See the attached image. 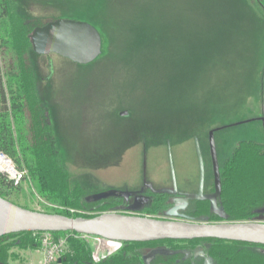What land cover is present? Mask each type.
<instances>
[{
	"label": "rangeland",
	"instance_id": "rangeland-1",
	"mask_svg": "<svg viewBox=\"0 0 264 264\" xmlns=\"http://www.w3.org/2000/svg\"><path fill=\"white\" fill-rule=\"evenodd\" d=\"M14 2L102 32L104 50L91 63L55 53L36 60L63 163L91 195L137 187L144 173L170 186L173 168L179 185L189 178L196 187L197 141L208 179L213 129L221 169L240 141L264 144V0ZM19 185L10 195L19 205L51 210L29 178ZM18 250L14 264H27Z\"/></svg>",
	"mask_w": 264,
	"mask_h": 264
},
{
	"label": "trees",
	"instance_id": "trees-1",
	"mask_svg": "<svg viewBox=\"0 0 264 264\" xmlns=\"http://www.w3.org/2000/svg\"><path fill=\"white\" fill-rule=\"evenodd\" d=\"M47 21L22 12L14 0H0V153L24 171L23 178H29L32 186L52 204L51 210L42 211L75 217L117 211L118 199H88L91 194L73 181L63 163L36 69V60L47 55L36 53L30 42L33 29ZM233 152L221 172L224 208L229 220H252L264 209V144L254 139L242 140ZM19 184L0 171L2 197L18 204L10 195L21 189ZM155 197L156 201L140 213L157 216L155 212L166 210L167 198ZM202 213L207 211L200 209L193 218L199 219ZM50 233L55 237L68 235V250L57 264H146L143 248L157 246L165 247L168 253H158L152 264H167L182 258L184 252L195 254L198 249L214 264H264V244L213 237L125 241L119 250L95 263L91 241L70 230ZM41 234L42 231H25L0 236V264L21 260L18 249L40 250Z\"/></svg>",
	"mask_w": 264,
	"mask_h": 264
},
{
	"label": "water",
	"instance_id": "water-1",
	"mask_svg": "<svg viewBox=\"0 0 264 264\" xmlns=\"http://www.w3.org/2000/svg\"><path fill=\"white\" fill-rule=\"evenodd\" d=\"M30 42L38 54L55 53L75 63L83 64L91 63L99 57L103 45L99 29L90 21L63 17L36 26L30 34ZM213 134L214 130H211L209 138H211V152L217 184L215 195L220 196V166ZM197 153L200 167V191H202L205 183V167L198 141ZM172 174L175 179L174 168ZM120 194H122L121 191L111 189L95 193L88 199L95 201ZM130 209V212L109 210L93 217L82 215L75 217L22 207L0 195V236L11 234V232L70 230L78 234L98 235L106 240L119 242L213 237L264 244V209L252 220L238 221L229 220L224 209L221 214L222 221L193 220L189 217L181 220L172 217L161 218L140 213V207L134 206ZM154 256V250L145 256L146 264H151Z\"/></svg>",
	"mask_w": 264,
	"mask_h": 264
},
{
	"label": "flooded vegetation",
	"instance_id": "flooded-vegetation-1",
	"mask_svg": "<svg viewBox=\"0 0 264 264\" xmlns=\"http://www.w3.org/2000/svg\"><path fill=\"white\" fill-rule=\"evenodd\" d=\"M209 137H210V132H209ZM212 169L213 170L212 173H210L209 178L206 179L205 176L204 179L205 183L202 191H200V181H199L200 174L198 179L199 182L196 187H193L192 181H190L189 178H187L184 181L185 183L183 185H179V183L176 180V177L175 179L173 178V174L171 177L172 183L170 186L157 187L155 182L148 180L146 173H144V176L142 177L141 182L137 187L124 188L122 190L116 189L121 191L122 194L117 196L110 195L107 198L118 199L120 201L118 204L120 211L130 212L131 210L130 207H134V206L140 207V210L145 209L146 207L150 206L153 201H156L157 197L155 196L161 195L163 198H167V202L169 204V206L165 210L168 214L166 217H172L180 220L189 217L193 220H196L193 218L195 213L200 212V209H205L207 213L206 214L202 213L201 215L202 218L207 219L208 221L209 220L222 221L223 220V218L221 217V214L223 213L222 209H224V211L227 213L226 209L224 208V203L222 200V188H223V180L221 176L222 169L220 168V181H221L220 196L215 195L217 191V184L215 181L213 162H212ZM107 198H103V199H107ZM140 210L139 212H142ZM153 250L155 251V256L152 262H154L157 255H159L158 253L160 252L164 254L168 253L167 252L168 249L162 246L154 247L150 252H153ZM147 255H149V253L146 254L145 256ZM182 261H185L188 264H214L212 260L206 257L205 254L201 251H196L195 254L184 252V256H182V258L176 259V262L180 263ZM160 264H163V262H161Z\"/></svg>",
	"mask_w": 264,
	"mask_h": 264
},
{
	"label": "built area",
	"instance_id": "built-area-1",
	"mask_svg": "<svg viewBox=\"0 0 264 264\" xmlns=\"http://www.w3.org/2000/svg\"><path fill=\"white\" fill-rule=\"evenodd\" d=\"M11 166V170L4 171L0 168V171L6 173L8 177L14 180L16 184L23 180L25 172L18 170L12 160L7 158L4 154H0ZM80 238H85L88 241H91L94 245V261L95 263L100 262L106 256H110L111 253L119 250L122 246V243L119 241L106 240L101 236H93L87 234H77ZM68 235H62L55 237L52 233L48 231H43L40 236L41 251H42V260L40 264H57L58 260L62 257L63 254L68 250Z\"/></svg>",
	"mask_w": 264,
	"mask_h": 264
},
{
	"label": "crops",
	"instance_id": "crops-1",
	"mask_svg": "<svg viewBox=\"0 0 264 264\" xmlns=\"http://www.w3.org/2000/svg\"><path fill=\"white\" fill-rule=\"evenodd\" d=\"M25 257H27V264H40L42 260V251L40 250H25Z\"/></svg>",
	"mask_w": 264,
	"mask_h": 264
},
{
	"label": "bare ground",
	"instance_id": "bare-ground-1",
	"mask_svg": "<svg viewBox=\"0 0 264 264\" xmlns=\"http://www.w3.org/2000/svg\"><path fill=\"white\" fill-rule=\"evenodd\" d=\"M0 168L4 171L11 170V166L8 165L7 161L0 155Z\"/></svg>",
	"mask_w": 264,
	"mask_h": 264
}]
</instances>
